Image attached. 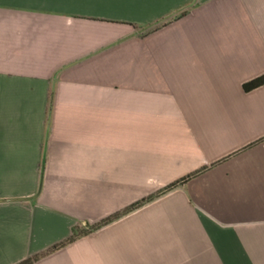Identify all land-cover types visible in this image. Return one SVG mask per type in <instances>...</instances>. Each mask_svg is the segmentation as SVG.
Wrapping results in <instances>:
<instances>
[{
	"label": "crops",
	"instance_id": "obj_1",
	"mask_svg": "<svg viewBox=\"0 0 264 264\" xmlns=\"http://www.w3.org/2000/svg\"><path fill=\"white\" fill-rule=\"evenodd\" d=\"M0 264H264V0H0Z\"/></svg>",
	"mask_w": 264,
	"mask_h": 264
},
{
	"label": "trees",
	"instance_id": "obj_2",
	"mask_svg": "<svg viewBox=\"0 0 264 264\" xmlns=\"http://www.w3.org/2000/svg\"><path fill=\"white\" fill-rule=\"evenodd\" d=\"M255 83H256V81H252V82H250V83L245 84V87L252 86V85H254Z\"/></svg>",
	"mask_w": 264,
	"mask_h": 264
}]
</instances>
